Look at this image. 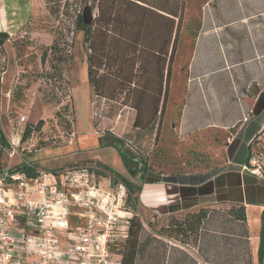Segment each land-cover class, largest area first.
Returning a JSON list of instances; mask_svg holds the SVG:
<instances>
[{
    "label": "rangeland",
    "instance_id": "obj_1",
    "mask_svg": "<svg viewBox=\"0 0 264 264\" xmlns=\"http://www.w3.org/2000/svg\"><path fill=\"white\" fill-rule=\"evenodd\" d=\"M143 1L168 11L176 9V0ZM183 1L185 9L178 35L175 28L171 37L170 20L151 17L140 42L142 47L155 49L163 38L169 45L170 56L173 51L166 66L167 70L169 65L170 75L167 81L165 72L157 116L154 111L159 90L157 64L149 65L147 72L143 73L145 64L142 69L141 60L137 62L136 68L141 66V69L136 75V87H146L151 91V94L144 96L136 94L126 97L120 94L123 85L127 84L123 82L126 72L118 74L119 70L116 71L113 62L96 71V80L108 71L112 73L105 87L103 84V95H97L89 83L88 57L91 51L86 42L87 25L78 24V18L86 13L95 19L99 15L100 0H32L33 11L28 24L17 34L10 35L0 46V176L7 171H16L22 165L35 166L37 171L57 175L78 171L82 176L88 170L91 182L97 189L111 190L112 194L126 193V206L140 214L139 218L145 225L142 240L150 241L147 252L151 253L157 247L155 244L161 243L158 249L161 247L159 251L162 257L171 253V247H174L171 242L178 247L177 256H184L189 251L196 256L197 251L187 247L188 242H195L196 235L181 237L167 228L172 224V218L184 220L193 212L164 217L143 211L138 189L142 184L141 172L145 164L153 172H163V175L179 172L201 174L226 165L227 147L241 123L233 132L229 130L225 135L219 130L207 128L185 131L180 128L182 107L188 104L190 113L194 109L200 111L201 121L219 118L223 113L230 112L227 101L241 100L240 90L248 95L246 101H254L264 85V65L260 60L258 82H252L253 78L246 70L243 74H236L231 83L226 71L207 74L203 84L205 89L208 87V97L200 89L201 80H196L192 87L190 84L186 101H183L186 91L184 80L194 45L193 34L200 29L205 0ZM110 2L115 8L123 9L129 17L130 29L126 32V41H134L139 29L136 18L143 15L142 11L131 3L123 4L119 0ZM140 46L138 49H142ZM134 54L132 46L127 56ZM245 54L243 51L242 56ZM207 68L210 69L206 66L205 58L199 55L194 75H203ZM125 70H129V67ZM213 85L217 92L211 89ZM232 91L235 93L233 97ZM126 102L128 104H124ZM130 102L143 103L141 127L134 125L137 111ZM204 103L206 107H203ZM22 118L25 120L19 126ZM249 119L247 113L243 121ZM28 130L31 131L30 135L22 140ZM253 139V148L264 157V127L248 141L247 149ZM100 164L124 173L122 175L131 186L122 181L115 182L114 175L105 171ZM83 179L82 176V183L85 181ZM159 237H163L162 240ZM144 257L141 254L136 264H145Z\"/></svg>",
    "mask_w": 264,
    "mask_h": 264
},
{
    "label": "crops",
    "instance_id": "obj_2",
    "mask_svg": "<svg viewBox=\"0 0 264 264\" xmlns=\"http://www.w3.org/2000/svg\"><path fill=\"white\" fill-rule=\"evenodd\" d=\"M32 11V0H0V33L17 34L28 24ZM193 44L184 80L186 91L183 101H186L190 84L192 87L196 80H201L200 89L208 97V87L205 89L203 84V78L207 74L226 71L231 83L236 74H243L246 70L253 78L252 82H258L260 60L264 65V0H205L200 16V29L193 34ZM243 51L247 53L244 56ZM201 54L210 69L204 70L203 75H194L196 60ZM211 89L217 92L214 85ZM240 94V101H227L226 105L231 107L230 112L223 113L219 118L201 121L200 111L194 109L190 113L188 104L182 107L180 128L185 131L207 128L226 134L241 123L227 147L226 165L206 173L186 176L163 175L153 171L143 176V171L141 172L143 180L138 189V199L143 211L166 217L213 210L212 216H208L196 235L195 242L187 244V247L197 251L196 256H192L190 251L184 256H177L178 247L171 242L174 246L171 247V253L162 257V252L159 251L161 247L158 249L161 243H156L157 247L151 253L146 251L144 254L143 263L259 264L264 178L244 171L243 166L248 141L264 127V85L254 101H246L248 95L243 90H240ZM233 96L235 93L232 91ZM203 107H206V103ZM247 113L250 119L244 122ZM192 114L197 116L193 117ZM240 206L246 209L245 224L236 220L231 213L232 208L236 210Z\"/></svg>",
    "mask_w": 264,
    "mask_h": 264
},
{
    "label": "built area",
    "instance_id": "obj_3",
    "mask_svg": "<svg viewBox=\"0 0 264 264\" xmlns=\"http://www.w3.org/2000/svg\"><path fill=\"white\" fill-rule=\"evenodd\" d=\"M253 141L243 169L264 178V157ZM87 171L84 183L78 171L0 176V264H122L134 212L124 191L97 189Z\"/></svg>",
    "mask_w": 264,
    "mask_h": 264
},
{
    "label": "trees",
    "instance_id": "obj_4",
    "mask_svg": "<svg viewBox=\"0 0 264 264\" xmlns=\"http://www.w3.org/2000/svg\"><path fill=\"white\" fill-rule=\"evenodd\" d=\"M123 4H132L137 9H140L143 15L140 18H136L138 23V31L136 32V36L134 37V41H126L128 40V28L130 29V20L129 17L126 16V13L123 9L115 8L114 5L111 4L110 0H100L99 5V15L89 24L84 23L83 17L79 16L78 24L87 25L86 31V42L88 44L89 50L91 53L88 57V79L91 87L95 91L97 95H103V84L108 79V76L111 77V71H108L106 74H102L96 80V74L98 70L102 67H107L108 62H113L116 66V71L118 74L122 75L125 73L123 82H126V85H123L120 94H125L126 97L128 95L134 96L139 94L141 96L151 94L149 88L146 87H136L138 78L136 75L140 72L141 66L137 67L138 60H141L140 65L145 64L143 73L148 70V66L152 64H157L159 67V90L157 96L155 97V116L160 112V103L162 101V88L165 81V72H167L166 80L168 81L170 75V69L168 65V69L166 70L168 58L171 60L173 53L171 56L169 54V45L167 40H160L159 47L157 48H145L142 47L140 42L142 41L143 30L148 28L149 20L151 17H155L160 20H170V33L171 37L175 31L177 30V35L179 33L181 23L183 20V12L185 9L183 0H176V9L173 11H168L164 7H157L155 5H151L146 3L143 0H119ZM133 2V3H132ZM179 20V24L176 26V20ZM194 32V31H193ZM10 37L8 33H0V46H2ZM165 41V42H164ZM133 42V43H132ZM132 44V45H131ZM141 45V46H140ZM134 47L135 54L132 57H128L127 53L131 50V47ZM142 47V49H138V47ZM53 47H51L52 49ZM173 52V51H172ZM139 54V55H136ZM170 56V57H169ZM170 64V61H169ZM129 67V70H125ZM124 69V70H122ZM134 72V76H133ZM139 101V100H138ZM124 104H128L127 102ZM143 104V103H142ZM142 104L130 102L131 107H133L137 111V116L135 120V127H141L140 118H141V110ZM30 130L24 133L22 140H26L30 135ZM221 132V131H220ZM233 132V129H232ZM225 135V134H224ZM6 144V142H4ZM249 162V153L247 151V157L245 159V164ZM105 171H108L110 174H113L115 177V182L122 181L127 186H131V183L120 173L113 170L111 167L107 165L100 164ZM16 171H24L29 177H37L39 175V171L37 168L30 165H22ZM152 171V168L145 164L143 170V176L146 173ZM159 174H164L160 172ZM189 173L179 172V173H171L170 176H186ZM136 202V201H135ZM134 202V205H136ZM135 211V210H134ZM133 211V212H134ZM232 216L238 221L243 222L244 224L247 222L246 209L244 206L238 207V209H231ZM211 214V211L200 210L199 212L190 213L186 216L184 220L174 219L172 218V224L167 226L168 229L174 231L176 235L181 237H190L189 235H198L201 227L204 222L207 220L208 216ZM174 229V230H173ZM145 227L141 222L139 216L134 212V216L130 220L129 230H128V238L123 244V248L121 249V260L122 264H136L137 259L142 255H144L147 251L148 245L150 241L146 239V241L142 240L143 231ZM162 232V229H161ZM156 238V237H155ZM177 238V237H176ZM158 239V238H156ZM140 253V255H139ZM258 260L259 264H264V211L261 215V229L259 234V248H258Z\"/></svg>",
    "mask_w": 264,
    "mask_h": 264
},
{
    "label": "water",
    "instance_id": "obj_5",
    "mask_svg": "<svg viewBox=\"0 0 264 264\" xmlns=\"http://www.w3.org/2000/svg\"><path fill=\"white\" fill-rule=\"evenodd\" d=\"M83 19H84V23L89 25L93 20H94V17L88 15V14H84L83 15Z\"/></svg>",
    "mask_w": 264,
    "mask_h": 264
},
{
    "label": "flooded vegetation",
    "instance_id": "obj_6",
    "mask_svg": "<svg viewBox=\"0 0 264 264\" xmlns=\"http://www.w3.org/2000/svg\"><path fill=\"white\" fill-rule=\"evenodd\" d=\"M256 137V136H255ZM247 151H248V149H247Z\"/></svg>",
    "mask_w": 264,
    "mask_h": 264
}]
</instances>
